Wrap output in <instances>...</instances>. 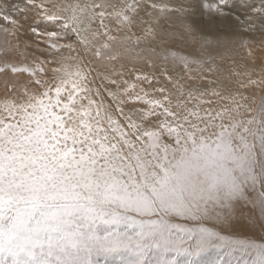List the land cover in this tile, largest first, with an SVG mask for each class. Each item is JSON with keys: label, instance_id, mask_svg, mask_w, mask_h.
<instances>
[{"label": "snow or ice", "instance_id": "6c2138e0", "mask_svg": "<svg viewBox=\"0 0 264 264\" xmlns=\"http://www.w3.org/2000/svg\"><path fill=\"white\" fill-rule=\"evenodd\" d=\"M264 264V0H0V264Z\"/></svg>", "mask_w": 264, "mask_h": 264}, {"label": "rangeland", "instance_id": "374dc122", "mask_svg": "<svg viewBox=\"0 0 264 264\" xmlns=\"http://www.w3.org/2000/svg\"><path fill=\"white\" fill-rule=\"evenodd\" d=\"M216 251H209L199 258V264H213L214 259L216 258Z\"/></svg>", "mask_w": 264, "mask_h": 264}]
</instances>
